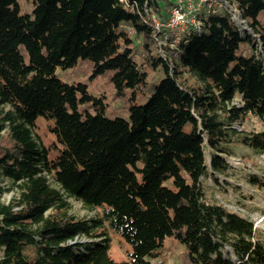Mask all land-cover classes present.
I'll use <instances>...</instances> for the list:
<instances>
[{
  "label": "trees",
  "instance_id": "16d2710c",
  "mask_svg": "<svg viewBox=\"0 0 264 264\" xmlns=\"http://www.w3.org/2000/svg\"><path fill=\"white\" fill-rule=\"evenodd\" d=\"M230 1L253 34L204 8L202 33L165 58L145 8L165 20L170 0H0V178L11 182L0 183V264H152L169 238L188 264H264V232L203 182L228 175L239 146L264 154V129L236 128L264 122V0ZM81 62L91 79L110 75L114 97L146 101L107 117L105 96L58 75ZM70 199L96 216L71 214ZM107 229L131 246L128 261L110 255Z\"/></svg>",
  "mask_w": 264,
  "mask_h": 264
},
{
  "label": "rangeland",
  "instance_id": "374dc122",
  "mask_svg": "<svg viewBox=\"0 0 264 264\" xmlns=\"http://www.w3.org/2000/svg\"><path fill=\"white\" fill-rule=\"evenodd\" d=\"M165 1V0H164ZM25 11L30 10L24 5ZM246 53H249V47L243 46ZM58 75L62 80L73 83L82 82L87 85L88 91L96 97L105 96L108 103L106 116L109 118L122 117L129 118V108L134 104H143L146 101L144 96H138L136 100H131V93L123 97H114V89L110 83V75H105L96 79H91L92 65L87 62H81L76 67L66 71L59 70ZM150 76H156V73L150 72ZM183 77H190L183 74ZM191 82H196L190 77ZM52 120L41 119L36 127V134L41 141L50 146L55 139L50 131ZM238 130L245 128L248 131H260L264 129V122L256 117L246 118L243 126L236 125ZM207 159L209 160V151L207 150ZM231 169L228 175H217L218 182L214 177L203 179L206 195L211 201H218L232 211L238 212L244 217H248L254 224V227L264 232V187L254 186L248 181V177L256 175L264 179V154H256L254 151L239 146L236 148V155L228 158ZM0 183L5 187H10L9 180H2ZM14 196L13 191L6 192L2 200L9 203ZM70 213L78 218H93L96 216V210H88L83 204L75 199H70ZM110 238V255L117 262H124L130 259L132 252L131 246L121 238L119 234L107 229ZM100 240V238H89L81 236L78 242H91ZM188 264L185 248L175 239L169 238L160 252L157 259H152V264Z\"/></svg>",
  "mask_w": 264,
  "mask_h": 264
},
{
  "label": "built area",
  "instance_id": "2783aa9c",
  "mask_svg": "<svg viewBox=\"0 0 264 264\" xmlns=\"http://www.w3.org/2000/svg\"><path fill=\"white\" fill-rule=\"evenodd\" d=\"M126 2V0H121ZM172 4L168 8L167 18L161 19L152 7L147 3L145 11L152 18L158 34L155 36L159 44L161 55L168 57L169 50H178L183 37L188 33L201 34L204 22L202 20V10L216 12L225 9L230 14L231 19L238 26L239 30L252 33L248 23L241 14L238 6L230 0H170ZM132 33L133 31L130 30ZM179 51V50H178Z\"/></svg>",
  "mask_w": 264,
  "mask_h": 264
}]
</instances>
